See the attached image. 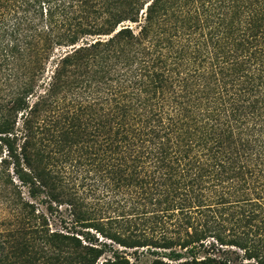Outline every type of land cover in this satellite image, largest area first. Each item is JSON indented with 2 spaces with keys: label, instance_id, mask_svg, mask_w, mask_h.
<instances>
[{
  "label": "trees",
  "instance_id": "1",
  "mask_svg": "<svg viewBox=\"0 0 264 264\" xmlns=\"http://www.w3.org/2000/svg\"><path fill=\"white\" fill-rule=\"evenodd\" d=\"M0 218V264H264V0H0Z\"/></svg>",
  "mask_w": 264,
  "mask_h": 264
},
{
  "label": "rangeland",
  "instance_id": "2",
  "mask_svg": "<svg viewBox=\"0 0 264 264\" xmlns=\"http://www.w3.org/2000/svg\"><path fill=\"white\" fill-rule=\"evenodd\" d=\"M67 167V166H66ZM23 199L25 201H31L28 197L27 194L25 192V190H23L22 193ZM87 202H92L90 198L86 199ZM34 206H35V210L37 211V217L39 220H45L46 224L48 226V230L50 232H58V233H71L73 234L75 237L79 238L81 240L82 245L85 246H93L96 248H101L102 244H106L109 245L110 242H108L107 240H105L101 235H99L98 233H96L93 229L88 228L89 225H77L75 223V214L77 212H82L84 213V208H80V209H75L74 211H72V209L70 207H68L66 204L63 203H40L39 201H35L33 202ZM91 219V218H90ZM1 220V218H0ZM33 220V219H32ZM39 220H36V224L39 223ZM89 222H85V224H88ZM39 225V224H38ZM3 230V227L0 225V231ZM79 234H83V235H79ZM34 234H31V240L30 243L34 249V253L35 254V258L37 259H33L32 263L33 264H51V262L49 260L45 259V256L47 258L53 256V252L50 251V249L48 250L46 248V252L48 254H42L40 253V241L36 239H34ZM87 238V240L85 239ZM90 240V241H88ZM115 248V246H113ZM119 249V248H116ZM121 250V249H119ZM45 252V253H46ZM127 255V258L130 261V264H149V262L152 260L150 257H142L137 261H134V255H132L131 251H126L125 252ZM110 256L109 253H104L100 259L96 262V264H100L104 261V259H107ZM140 257V256H139Z\"/></svg>",
  "mask_w": 264,
  "mask_h": 264
}]
</instances>
